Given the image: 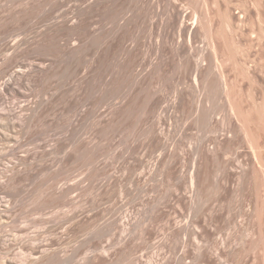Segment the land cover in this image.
<instances>
[{
  "label": "rangeland",
  "instance_id": "374dc122",
  "mask_svg": "<svg viewBox=\"0 0 264 264\" xmlns=\"http://www.w3.org/2000/svg\"><path fill=\"white\" fill-rule=\"evenodd\" d=\"M89 2L0 0V264H264V0Z\"/></svg>",
  "mask_w": 264,
  "mask_h": 264
},
{
  "label": "bare ground",
  "instance_id": "6f19581e",
  "mask_svg": "<svg viewBox=\"0 0 264 264\" xmlns=\"http://www.w3.org/2000/svg\"><path fill=\"white\" fill-rule=\"evenodd\" d=\"M117 0H90V2L86 5V7H82L81 9L78 10V15L79 17H81L83 14H86L88 12H91L93 11L94 9H99L101 7H104L105 8V5H106V8H107V5L110 6V5H114V3H116ZM171 1V0H170ZM120 2V1H119ZM116 6V5H115ZM175 10V9H174ZM198 14V13H197ZM193 15V14H192ZM191 15V16H192ZM187 16V14H186ZM189 16V15H188ZM78 17V18H79ZM193 17V16H192ZM197 17V16H196ZM196 17H194V21H196ZM191 18V17H190ZM79 20V19H78ZM81 20V19H80ZM79 20V22H80ZM66 22V21H65ZM186 19L185 17L182 19L181 21V26L182 28H186L185 26L187 25L186 24ZM198 22V21H197ZM78 23V22H77ZM76 23V26H79V23L77 24ZM188 26V25H187ZM211 46V45H210ZM213 46V45H212ZM211 46V47H212ZM213 52V51H211ZM12 62L9 58H7L5 60V62ZM4 62V63H5ZM10 64V63H9ZM6 65V64H4ZM2 68V67H1ZM2 70V69H1ZM23 78H24V73H23V70L20 69V66L17 67L16 70L13 71L12 74H10V76L3 81V85L6 87V88H9L11 87V85H14V84H20L22 81H23Z\"/></svg>",
  "mask_w": 264,
  "mask_h": 264
}]
</instances>
